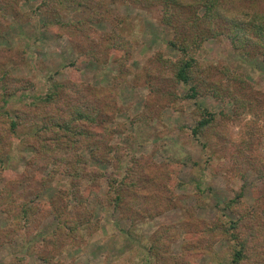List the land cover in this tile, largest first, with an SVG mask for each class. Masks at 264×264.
Masks as SVG:
<instances>
[{
	"label": "rangeland",
	"instance_id": "rangeland-1",
	"mask_svg": "<svg viewBox=\"0 0 264 264\" xmlns=\"http://www.w3.org/2000/svg\"><path fill=\"white\" fill-rule=\"evenodd\" d=\"M64 1L71 0H49L56 7L50 9L45 0H20L16 10L1 17L0 76H7L0 80V92L5 80L15 92L4 101L0 96V264L20 256L28 264H45L31 247L43 245L56 227L49 214L37 230L23 229L9 240L16 221L8 209L10 195L38 202L57 196L71 201L62 191L73 185L67 175L49 176L52 165L40 171L44 182L26 177L28 161L35 155L34 131L27 125L15 134L3 128L26 103L44 96L54 81L69 80L110 93L115 109L108 124L116 128L111 141L125 154L120 164L90 159L106 173L100 192L93 191L87 201L96 223L82 226L83 237L63 248L58 264H184L175 258L185 254L194 264H230L228 238L205 236L202 241L199 229L204 222L235 218L226 203L237 197L246 218L264 220V177L249 164L264 163V95L254 101L253 112L240 116L229 93L220 97L204 89L189 98L190 85L176 83L169 67L182 55L170 44L174 29L162 22L168 11L163 1L75 0L67 6ZM235 2V11L244 10L253 19L264 11V0ZM198 6V14H203L205 5ZM58 18L69 25H56ZM212 23L218 34L189 52L202 76L233 91L249 85L264 94L263 55L236 50L226 34L228 22L214 15ZM204 108L215 120L194 135ZM83 154L89 157L88 150ZM135 159L145 165L147 175L141 183L146 188L141 212L126 207L133 206L132 200L124 208L101 204L99 195L109 190L108 177H122ZM89 183L82 179L81 191Z\"/></svg>",
	"mask_w": 264,
	"mask_h": 264
},
{
	"label": "trees",
	"instance_id": "trees-1",
	"mask_svg": "<svg viewBox=\"0 0 264 264\" xmlns=\"http://www.w3.org/2000/svg\"><path fill=\"white\" fill-rule=\"evenodd\" d=\"M19 1L0 0V31L3 20L1 17H5L10 10H16ZM160 1H163L168 10L164 12L162 22L169 24L175 31L174 39L170 44L178 48L182 55L169 64L176 83L190 85L187 93L189 98L196 97L204 89H210L213 94L220 97L229 93L237 116L246 111L253 112L254 101L260 95H264L262 92L256 91L249 85L242 86L244 88L239 86L233 91L230 85L226 86L220 81H209L202 76L197 60L189 52L192 48L198 47L208 36L218 34L215 27H212L215 15L221 22L226 24L228 22L229 31L226 34L236 50L241 48L246 52L252 50L264 57V11L256 13L253 19L244 10L235 11L236 8H233L236 5L235 0ZM72 2L76 1L63 3L67 6ZM44 4L48 5L47 8H56L49 3V0H45ZM201 4L205 5L206 9L203 14H198L200 8L198 5ZM186 15L189 17L184 18L183 16ZM57 20L56 25H69L60 18ZM116 42L113 40L112 44L117 46ZM6 76L7 72H4L0 80H4ZM2 88L4 91L0 92V96L3 101L8 94L15 92L11 91L12 86L7 80L2 83ZM109 94L82 81H54L44 96L38 95L33 101L26 103L24 108L19 109L15 118L10 117L9 125L3 128L2 132L9 129L11 134H15L22 126L27 125L34 131L35 155L28 161L26 177L32 180L41 179L44 182L40 171L52 165L49 176L55 173L64 174L72 180V188L67 192L62 191V196L67 194L71 201H60L57 196L48 202H38L35 199L10 195L8 209L16 221L7 235L9 240L23 229L37 230L36 225L49 214L55 218L56 227L50 235L43 238V245L31 247L33 254L45 264H58L56 258L63 248L83 237L82 226L88 224L92 228L96 223L87 201L93 191L100 192L101 179L106 173L92 166L90 159L113 164H120L123 160L124 148L119 143L113 144L111 141L116 128L108 124L112 121L115 109ZM214 120V113L204 108L202 119L193 128V134L206 131ZM84 150L89 151L90 158L83 154ZM244 151L245 146H242L240 152L244 153ZM239 162L241 161L238 159L235 164L238 166ZM249 164H252L264 177V163L256 164L250 160ZM144 166L135 159L133 164L126 168L122 177L110 175L109 190L103 197L99 195V202L124 208L125 204L132 200L133 206L128 204L126 207L131 211L141 212L146 198L144 193L146 188L141 184L147 179V175L143 174ZM84 178L90 180V183L85 191H81V180ZM11 180L13 182V179ZM1 193L9 196L8 192ZM34 193L38 194L39 189H35ZM237 198L226 203L227 208L236 212L237 216L204 222L199 229L202 241L205 236L210 239L214 236H225L232 247L230 264H264V220L256 217L246 218V213L238 207ZM208 240L206 239L204 243H208ZM175 259L178 263L194 264L189 254ZM9 264L28 263L25 256H20L15 257Z\"/></svg>",
	"mask_w": 264,
	"mask_h": 264
}]
</instances>
